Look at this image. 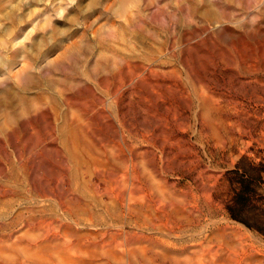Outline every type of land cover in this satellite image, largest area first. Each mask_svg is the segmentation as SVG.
<instances>
[{
	"label": "rangeland",
	"instance_id": "rangeland-1",
	"mask_svg": "<svg viewBox=\"0 0 264 264\" xmlns=\"http://www.w3.org/2000/svg\"><path fill=\"white\" fill-rule=\"evenodd\" d=\"M12 2L0 264H264V0Z\"/></svg>",
	"mask_w": 264,
	"mask_h": 264
},
{
	"label": "clouds",
	"instance_id": "clouds-1",
	"mask_svg": "<svg viewBox=\"0 0 264 264\" xmlns=\"http://www.w3.org/2000/svg\"><path fill=\"white\" fill-rule=\"evenodd\" d=\"M5 11H3L2 14H0V20H5L10 17H12L14 14H18L22 9H21V4L20 3H13L12 0H6V3H4L2 6ZM23 23V21H21ZM28 35H31L29 33ZM25 40L28 39V36H25Z\"/></svg>",
	"mask_w": 264,
	"mask_h": 264
},
{
	"label": "bare ground",
	"instance_id": "bare-ground-1",
	"mask_svg": "<svg viewBox=\"0 0 264 264\" xmlns=\"http://www.w3.org/2000/svg\"><path fill=\"white\" fill-rule=\"evenodd\" d=\"M164 211V215H165V217L167 218V220L168 219H171L172 218V223L174 224V223H176L177 225L179 224V225H185V224H187L188 222H189V219H180V218H174V217H172V214H171V212H169V211H167V210H163Z\"/></svg>",
	"mask_w": 264,
	"mask_h": 264
}]
</instances>
